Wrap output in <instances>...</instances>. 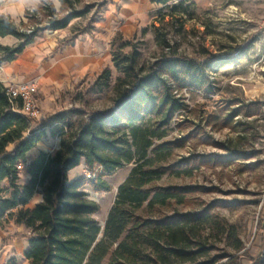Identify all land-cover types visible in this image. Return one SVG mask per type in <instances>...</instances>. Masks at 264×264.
I'll use <instances>...</instances> for the list:
<instances>
[{"label": "trees", "instance_id": "trees-1", "mask_svg": "<svg viewBox=\"0 0 264 264\" xmlns=\"http://www.w3.org/2000/svg\"><path fill=\"white\" fill-rule=\"evenodd\" d=\"M152 2L160 6L157 15L170 9L161 20L170 16L171 21L182 27L194 15L193 0ZM95 3L63 0L60 11L42 4L36 12L27 9L19 24L8 15H1L0 36L11 35L17 42L13 46L0 44V65L13 61L40 33L63 30L73 19L85 17L99 6ZM94 22L84 27L73 24L71 36L63 44H71L78 36L91 33ZM151 30L157 45L172 51L167 34L160 33L155 23ZM126 47L130 50L124 51ZM140 57L137 46L117 33L111 41V61L118 72L112 87L116 93L114 105L85 117L75 110L56 113L35 127V119L15 110L7 97L6 85L0 82V221L11 219L28 231L26 264H174V259L180 264H242L243 259L264 264V234L260 244L245 247L236 231L211 212V205L199 211H174L157 218L139 212L144 205L182 203L194 191L187 186L154 184L167 168L190 174L189 158L181 162L182 166L154 165L149 153L155 148L180 145L188 139L189 135L159 145L153 140L157 130L168 126L176 113L187 109L180 91L209 93L212 89L206 69L196 61L168 52L146 70L140 64ZM111 78V69H104L94 89L97 92L108 89ZM257 105L240 104L226 120L230 122L240 114L251 117L257 112L251 107ZM150 119H154L152 126L147 125ZM48 136L58 138V148L54 152L41 150L28 159V152ZM219 145L229 151L230 159L248 157L225 144ZM82 161L95 177L69 181L68 171ZM126 164L133 167L118 185L101 229L93 217L99 205L87 197L84 186L87 183L94 190L109 191L110 185L102 177ZM22 167L27 174L24 183L20 182ZM97 168L101 171L93 173ZM36 195L41 200L31 205ZM263 215L261 212V232H264ZM205 226L225 235L227 245L233 250L218 256L226 258L222 263H217L219 259L215 257L203 258L209 251L200 240ZM4 264H18V261L10 257Z\"/></svg>", "mask_w": 264, "mask_h": 264}, {"label": "rangeland", "instance_id": "rangeland-1", "mask_svg": "<svg viewBox=\"0 0 264 264\" xmlns=\"http://www.w3.org/2000/svg\"><path fill=\"white\" fill-rule=\"evenodd\" d=\"M193 1L194 15L182 27L171 21L170 16L161 20L170 9L157 15L160 6L152 0H86V3L97 2L95 4L99 6L85 17L73 19L63 30L42 32L14 61L0 65V78H7L6 84L32 78L37 81L40 116L33 122L35 127L56 113L75 110L85 117L93 111L109 110L114 105L116 93L112 87L118 72L111 61V41L117 33L137 46L141 52L140 64L146 70L168 52L196 61L206 69L211 91L181 90L187 109L176 113L168 126L157 130L153 140L159 145L189 135L188 139L180 145L155 148L149 153L154 165L182 166L181 162L189 158L190 174L167 168L154 184L187 186L194 191L182 203L156 207L144 205L139 212L146 217L157 218L174 211H199L211 205V212L236 231L245 247L252 243L258 245L264 234L259 226L263 220L261 212H264V0ZM171 12L178 14L177 10ZM92 20L95 21L93 40L100 52L98 64L79 78L73 73L66 81L45 78L42 68L49 65L52 47L57 44V50L61 46L72 45L75 41L63 44L71 36L72 25L84 27ZM154 23L160 27V33L169 37L172 51L162 49L155 42L151 30ZM11 40L13 45L15 39ZM129 50V47L124 49ZM106 68L112 72L110 87L97 92L94 83ZM251 103L259 104L251 107L257 111L255 115L244 117L240 114L230 122L226 120L238 105ZM152 124L154 119H150L147 125ZM219 144L248 157L230 159L229 151ZM58 145V138L49 136L38 144L50 152H54ZM132 167L133 164H126L102 177L109 183V191L94 190L87 183L84 186L87 197L99 205L93 217L101 229L114 202L117 187ZM100 171L97 168L93 173ZM88 172L82 161L68 171L67 177L88 181ZM26 180L22 167L20 182ZM27 234L23 225H17L11 219L0 221V264L10 257H15L18 264H26L23 239H27ZM200 240L209 249L203 258L215 257L219 259L217 263H222L226 258L218 256L233 252L225 235L211 227H204ZM173 262L180 264L177 259ZM242 264L252 262L243 259Z\"/></svg>", "mask_w": 264, "mask_h": 264}, {"label": "crops", "instance_id": "crops-1", "mask_svg": "<svg viewBox=\"0 0 264 264\" xmlns=\"http://www.w3.org/2000/svg\"><path fill=\"white\" fill-rule=\"evenodd\" d=\"M27 9H28L27 4H24L22 6L20 3V0H0V10H3L2 15L10 16L11 19L16 24H19L22 20H24V13ZM49 32H51V31H49ZM93 34H94V30L92 31L91 34L85 33L83 35H80L72 45H64V46L59 47L57 50H55V47L57 46V44H56V46H53L51 49L53 54H52V58L50 59L49 65L42 68V71H43L45 78H47L48 80H51V81L56 80V79L58 81H66V79L69 78V75L71 73H73L72 75L74 77L79 78L83 75H86V73L90 69H92L93 66L95 67L96 64H98V62H99V53L100 52H99V48L97 46V43L94 42V40H93L94 39ZM13 38L14 37L11 35H7L4 37L0 36V44L7 45V46H13L17 42V40L14 38L15 43L13 45H11V43H12L11 39H13ZM36 38H35V40H36ZM35 40H34V42H35ZM32 44L28 45L24 49V51L28 47H30ZM22 53H20L19 55H21ZM19 55H17L15 57V59ZM33 72L35 74L37 73L35 71H33ZM6 76H7V74H6ZM6 79L7 78H0V82L7 85ZM30 80H34V78L29 79V80H21L18 82H24V81H30ZM37 94H38V92H37ZM38 144L36 147L32 148L28 152V154H27L28 159L34 158L37 155V153L41 150L42 151H49L45 148H41L40 146H38ZM24 170H25V168H24ZM26 179H27V174H26ZM68 179H69V181H73V180L77 179V177H72V178L68 177ZM40 200H41V196L36 195L31 203L34 204L36 202H39ZM23 245H24V248L26 250L27 245H28L27 239H23ZM4 263H2V264H4Z\"/></svg>", "mask_w": 264, "mask_h": 264}, {"label": "built area", "instance_id": "built-area-1", "mask_svg": "<svg viewBox=\"0 0 264 264\" xmlns=\"http://www.w3.org/2000/svg\"><path fill=\"white\" fill-rule=\"evenodd\" d=\"M39 85L36 80L14 82L6 85V94L15 110L28 119H37L40 116V108L36 98ZM88 179L95 174L88 172Z\"/></svg>", "mask_w": 264, "mask_h": 264}, {"label": "clouds", "instance_id": "clouds-1", "mask_svg": "<svg viewBox=\"0 0 264 264\" xmlns=\"http://www.w3.org/2000/svg\"><path fill=\"white\" fill-rule=\"evenodd\" d=\"M21 5L27 4L28 10L36 12L42 4H50L56 11H60L63 5V0H20ZM3 10H0V15Z\"/></svg>", "mask_w": 264, "mask_h": 264}]
</instances>
